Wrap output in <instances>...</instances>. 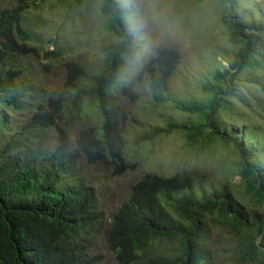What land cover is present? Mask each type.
<instances>
[{
  "label": "trees",
  "instance_id": "obj_1",
  "mask_svg": "<svg viewBox=\"0 0 264 264\" xmlns=\"http://www.w3.org/2000/svg\"><path fill=\"white\" fill-rule=\"evenodd\" d=\"M28 4V0H16L15 5L0 9V264H101L103 255L95 252L94 245L102 234L107 249L121 264H217L212 244L216 233L234 242V264H264V212L250 210L228 183L206 189L193 172L146 175L132 186L131 195L107 224L90 184L81 179L62 185L61 174L80 163H105L115 175L129 168L121 136L125 114L111 83L120 75L119 54L132 53L141 34L126 19L131 7L104 0L101 12L108 16L107 26L122 42L106 47L110 57L105 73L90 85L81 84L85 73L79 63H67L64 91L76 93L69 121H62L65 92L33 97V83L21 77L18 57L37 52L27 44L32 34L22 25ZM231 10L225 11L223 22L231 40L243 46L229 69L218 72L226 90L221 84L210 85L213 93L208 103L176 101L183 111L201 113L204 121L169 123L164 131L185 133L192 149L208 148L217 140L233 141L244 192L264 207V144L247 146L239 132L222 129L214 119L221 95L231 92L239 72L248 64H258L252 43L255 33H264V15L233 18ZM181 59L176 48L158 47L143 65L139 78H148L155 102L170 99L168 81ZM81 95L95 99L102 121L97 127H82L75 142L69 128L72 119L83 118ZM27 103L33 113L21 126L6 120L10 109L23 110ZM52 129L57 137L49 148L43 137ZM4 132H11L9 138Z\"/></svg>",
  "mask_w": 264,
  "mask_h": 264
},
{
  "label": "rangeland",
  "instance_id": "obj_2",
  "mask_svg": "<svg viewBox=\"0 0 264 264\" xmlns=\"http://www.w3.org/2000/svg\"><path fill=\"white\" fill-rule=\"evenodd\" d=\"M84 1L80 4L79 0H28L22 20L24 28L32 34L27 44L36 47L37 52L18 57L23 68L21 77L33 83V97L43 94L48 98L53 92H65L62 121H69L76 93L64 91L67 63H79L85 73L81 84L90 85L105 73L110 57L106 47L122 42L107 26L108 16L101 12L104 0ZM117 1L131 7L132 12L125 15L126 19L141 34L139 42L130 49L132 53L119 54L120 75L111 83V91L117 95L126 116L121 123L122 149L130 166L121 175H115L105 163H80L73 171L61 174L62 185H72L81 179L90 184L100 210L104 211L106 224L129 198L132 186L144 176L155 174L172 177L193 172L206 189L228 183L250 210L257 208L264 212V207L254 203L244 192L237 164L239 155L233 141L217 140L207 143L208 148L192 149L187 145L185 133L164 131L169 123L204 121L201 113L183 111L176 106V101L208 103L213 93L210 85L221 84L226 90L218 72L229 69L243 44L231 40L223 22L225 11L232 8L233 18L243 15L254 19L264 15V0H157L156 8L163 18V34L151 21L147 26L141 25L146 6L143 0ZM15 3L16 0H0V9ZM254 37L252 49L258 64H248L239 72L231 92L221 95L222 100L214 110L215 122L222 129L234 128L251 147L264 144V33H255ZM158 47H173L182 55L168 81L170 99L160 103L152 98L148 78H139L143 65L155 55ZM137 52L145 53L139 64L135 60ZM81 97L83 118L70 121L69 134L73 140L82 127H97L102 121L95 99ZM28 103L23 110L10 109L6 120L21 126L33 113ZM10 133L4 132L6 136H3L9 138ZM56 137L57 131L52 129L44 135L43 141L52 148ZM104 238L105 234L97 237L94 245L95 252L103 255L101 264H121L107 249ZM233 243L220 233L214 235L212 244L217 264H234Z\"/></svg>",
  "mask_w": 264,
  "mask_h": 264
},
{
  "label": "clouds",
  "instance_id": "obj_3",
  "mask_svg": "<svg viewBox=\"0 0 264 264\" xmlns=\"http://www.w3.org/2000/svg\"><path fill=\"white\" fill-rule=\"evenodd\" d=\"M143 3L146 5L144 8V17L141 20L142 26H147L148 22L151 21L154 23L157 27L160 28L161 34H163V18L162 14L157 11L156 3L157 0H143ZM144 52H137L136 53V64H139L141 59L144 56ZM135 67V65H134Z\"/></svg>",
  "mask_w": 264,
  "mask_h": 264
}]
</instances>
